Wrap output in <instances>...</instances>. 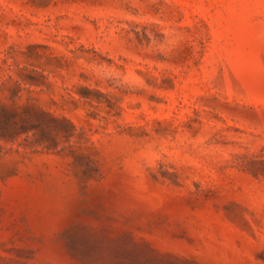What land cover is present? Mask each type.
Segmentation results:
<instances>
[{"label":"rangeland","instance_id":"obj_1","mask_svg":"<svg viewBox=\"0 0 264 264\" xmlns=\"http://www.w3.org/2000/svg\"><path fill=\"white\" fill-rule=\"evenodd\" d=\"M0 264H264V0H0Z\"/></svg>","mask_w":264,"mask_h":264}]
</instances>
